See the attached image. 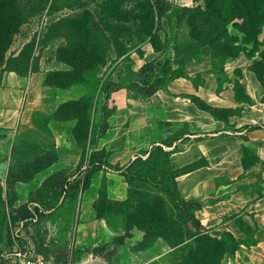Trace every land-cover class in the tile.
<instances>
[{
    "label": "rangeland",
    "instance_id": "obj_1",
    "mask_svg": "<svg viewBox=\"0 0 264 264\" xmlns=\"http://www.w3.org/2000/svg\"><path fill=\"white\" fill-rule=\"evenodd\" d=\"M202 4V0H190L186 6ZM180 7L177 5L174 12L159 22L155 19L151 34L143 27L142 16L147 9L144 0H49L40 12L19 26L0 71L29 78L32 86L23 121L10 136L0 133V264H8V259H12L8 225L13 226L21 219L17 209L27 204L39 206L40 219L45 218L53 225L58 223L57 231L51 234L50 227L46 225L44 229L40 221L25 231L39 252L56 254L58 260L71 252L65 249L59 236L73 232L81 219H90L89 212L94 209L95 217H102L110 231L97 247L107 264H125L130 253H137L142 261L151 259L148 264H171V255L178 252L169 246L171 235L180 230L184 235L186 229H193L183 221L166 194L149 183L135 184L130 188L129 203L124 206L104 199L103 180L94 189L89 185L85 190L82 180L90 167V141L96 139L104 126L107 90L116 85L127 86L131 81H136L140 88L145 80L139 75L141 67L150 61L154 62V73L149 83L155 77L167 78L172 66L195 59L196 52L187 50V43L192 41L189 27L185 21L176 25ZM84 25L88 27L90 43L84 53L76 52L74 49L83 38L79 29ZM228 31L242 36L231 25ZM173 48H177V57ZM244 48L250 51L253 44ZM254 57L258 59V54ZM136 93L132 91L131 95ZM35 168H43L38 174L46 178L23 200L17 195L22 191L16 188L24 187L20 184ZM55 173H62L61 184L59 179H48ZM128 191L127 186L125 200ZM94 194L98 196L94 198ZM147 194L159 196L166 220L157 233L148 232L154 228L153 224L131 216L135 201ZM80 198H89L88 212L83 217ZM59 209L62 211L58 212ZM168 229L172 232L169 236ZM71 254L74 262L75 254L73 251Z\"/></svg>",
    "mask_w": 264,
    "mask_h": 264
},
{
    "label": "crops",
    "instance_id": "obj_2",
    "mask_svg": "<svg viewBox=\"0 0 264 264\" xmlns=\"http://www.w3.org/2000/svg\"><path fill=\"white\" fill-rule=\"evenodd\" d=\"M167 1L170 9L166 15L190 0ZM253 60L240 53L214 65L209 49L204 48L197 62L184 65L186 77L168 81L164 90L150 97L134 98L125 87L111 93L106 101L108 128L91 150L104 151V161L112 167L145 156L155 145L172 152L169 165L173 170L201 163L199 168L178 176L175 184L183 200L201 205L196 217L210 236L221 239L228 234L240 242L232 256L224 255L221 264H264V86L250 69ZM237 85L243 88L240 99ZM31 86L29 78L0 72V133L10 136L23 121ZM191 97L212 108L232 110L233 115L227 121L216 120L198 109ZM106 168L96 173L90 188L103 180L107 200L124 201L127 184ZM45 178L38 174L32 181L21 183L25 188L17 187L22 191L17 195L28 198ZM88 199H78L80 217L88 212ZM89 213L90 219H81L73 232L67 231L58 239L74 252L73 264H107L97 247L110 231L103 218L95 217L94 209ZM57 224L40 219V226L45 229L48 225L50 234L57 231ZM130 255L125 264L152 261H142L137 253ZM8 264H13L12 259Z\"/></svg>",
    "mask_w": 264,
    "mask_h": 264
},
{
    "label": "trees",
    "instance_id": "obj_3",
    "mask_svg": "<svg viewBox=\"0 0 264 264\" xmlns=\"http://www.w3.org/2000/svg\"><path fill=\"white\" fill-rule=\"evenodd\" d=\"M48 2L49 0H0V66L3 64L5 52L19 26L40 12ZM144 2L147 9L142 16L145 21L143 27L148 34H151L154 20L159 22L165 17L170 9V3L167 0H144ZM202 2V5L195 7L181 6L175 16L176 25L185 21L189 27V39L192 41L187 43V50L196 52L195 59H186L184 62L178 63L176 69L171 68L167 78L155 77L153 78V80L155 79L154 82L149 83L148 80L154 73V62L150 61L141 67L139 75L143 76L145 80L140 88L136 81L129 82L127 86L116 85L107 90L109 96L107 94L106 100L109 99L111 93L123 87L130 92L136 91V94L131 95L134 98H147L159 90H164L168 81L186 77L184 65L188 62H197L199 53L204 48L209 49L214 65L222 64L229 58L237 57L240 53H244L250 59L254 58L250 69L264 86V0H202ZM228 25L235 28L242 36L230 34ZM79 31L83 36L81 43L75 49L74 44L71 43V49L84 53L90 43L89 30L84 25L80 27ZM249 43L253 44V49L250 51L244 48ZM261 45L262 50H259ZM173 51L177 57V48H173ZM255 53L258 54V59H255ZM0 72L2 73V71ZM242 92L243 88L237 85L238 99H240ZM190 100L198 109L209 113L216 120L227 121L228 117L233 115L232 110L212 108L195 97H191ZM247 103L251 104V101L247 100ZM105 112L102 132L95 140L90 141L92 147L108 128L106 117L109 111L107 108H105ZM84 121L87 129L89 119L86 117ZM171 153V151H165L162 146L155 145L145 154V158L136 157L125 166L112 167L104 161L106 156L104 151H92L89 161L90 167L82 180L83 190L89 187L93 175L101 171L103 166L123 177L129 188L128 199L118 202L119 205H128L130 188L133 185L141 184L144 186L149 183L153 189L168 196L175 209L181 213L183 221L190 223L193 229V231L186 229L184 235H182L181 230L176 231V234L173 235H171L170 229L167 230L168 236L170 234L173 237L169 240L170 248L173 252L178 249V252L171 255L173 257L171 264H221L224 255L232 256L240 242L228 234L223 235L221 239L214 238L203 229L196 217L201 205L198 202L183 200L179 196L175 184V179L178 176L199 168L201 163H192L181 169L173 170L169 165ZM97 156H99L98 159H96ZM42 170L43 168H35L33 173L28 175L23 182L32 181L34 176ZM61 175L62 173H55L48 179H59L61 184ZM158 198L159 196L155 194H147L145 198L139 197L135 201L133 214L131 213V216L137 220L154 225V228L148 230L150 233H157L159 229H163L166 223ZM104 199L107 200L105 182ZM17 211L21 218L28 216L26 205L19 206ZM183 246L185 250L181 249ZM43 253L48 254L49 252L44 250Z\"/></svg>",
    "mask_w": 264,
    "mask_h": 264
},
{
    "label": "built area",
    "instance_id": "obj_4",
    "mask_svg": "<svg viewBox=\"0 0 264 264\" xmlns=\"http://www.w3.org/2000/svg\"><path fill=\"white\" fill-rule=\"evenodd\" d=\"M107 169L106 167H102ZM108 170V169H107ZM27 217L19 219L13 226L9 223V239L11 241L10 256L13 264H73L71 252L63 259L58 260L51 253L39 252L25 231L31 230L34 224L40 221L41 210L37 204H27Z\"/></svg>",
    "mask_w": 264,
    "mask_h": 264
}]
</instances>
